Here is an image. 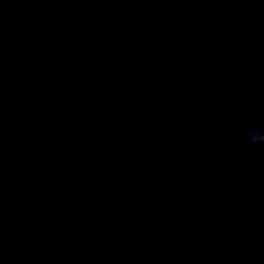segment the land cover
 Returning a JSON list of instances; mask_svg holds the SVG:
<instances>
[{"label":"clouds","instance_id":"9594fccd","mask_svg":"<svg viewBox=\"0 0 264 264\" xmlns=\"http://www.w3.org/2000/svg\"><path fill=\"white\" fill-rule=\"evenodd\" d=\"M246 136L251 145H264V127L250 125L246 130Z\"/></svg>","mask_w":264,"mask_h":264}]
</instances>
